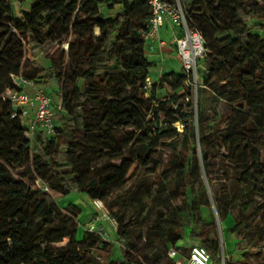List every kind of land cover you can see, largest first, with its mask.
Here are the masks:
<instances>
[{"label": "trees", "instance_id": "trees-1", "mask_svg": "<svg viewBox=\"0 0 264 264\" xmlns=\"http://www.w3.org/2000/svg\"><path fill=\"white\" fill-rule=\"evenodd\" d=\"M254 1L264 5V0ZM178 2L188 27L201 34L206 50L197 63L196 88L181 68L146 85L154 66L140 34L150 16L146 0H37L34 10L50 6L33 17L15 16L9 0H0V264H143L125 251L131 234L120 225L115 232L121 244L116 262L99 263L91 249L107 245L102 238L109 235L85 231L77 240L79 221L63 215L50 190L57 196L78 192L103 201L123 167L144 168L162 139L167 142V154L155 187V209L147 211L143 202L144 181L138 183L133 197L137 215L154 214L144 237L168 243L169 252L181 239L185 223L189 238L199 242L194 246L207 253L208 264H222L217 244L204 240V230L214 217L231 215L229 232L234 243L224 253L223 264H252L249 257L264 261V128L254 114L264 109V24L245 23L256 10L244 0ZM48 8L58 10L56 15H48ZM222 15L227 21H220ZM53 27L68 40L66 69L76 86L72 96L61 95L56 104L45 93L56 113L55 135L28 137L17 109L3 94L20 89L13 78L20 75L23 60L42 74L49 87L63 88L62 69L36 63ZM226 74L239 90L229 98L220 93L217 98L224 108L211 115L201 96L213 82H223ZM163 83L171 92L164 90L156 98ZM145 86L149 98H145ZM183 90L187 93L180 94ZM150 105L156 109L151 111L153 121L147 122L143 110ZM175 123L182 124V132L174 128ZM78 142L90 155L101 151L102 145L110 147L111 163L104 175L88 181L82 178L83 166L75 155ZM49 147L55 148L56 160L49 156ZM29 155L49 192L27 186L12 174ZM173 200L180 203L175 205ZM201 206L207 208L206 215ZM66 210L73 216V205ZM108 216L119 223L113 213ZM64 240L66 244L59 246ZM177 258L169 257L168 264H177Z\"/></svg>", "mask_w": 264, "mask_h": 264}, {"label": "rangeland", "instance_id": "rangeland-1", "mask_svg": "<svg viewBox=\"0 0 264 264\" xmlns=\"http://www.w3.org/2000/svg\"><path fill=\"white\" fill-rule=\"evenodd\" d=\"M14 2V11H16V3ZM37 0H21L19 1L22 4L20 9H22L21 13H25L28 16H35L37 13H42L44 7H49L50 3L40 5L33 9V5ZM245 5L250 6L256 12H254L252 18L245 23L250 26H256L264 24V5L259 4V2H255L254 0H244ZM254 3H258V6H255ZM49 9V8H48ZM117 8L114 7L113 10ZM48 15H56L55 13L58 11H53L51 9L48 10ZM114 12H111L110 15L114 16ZM21 15V14H20ZM235 18H233L234 20ZM220 21H227V17L222 15L220 17ZM53 35L50 40H47L41 49L40 53L36 56V63L41 65L42 67H54L55 70H63V88L56 89L49 87L45 78H43L42 74H38L35 72L29 63L23 60L21 67V73L19 76L13 78L15 84L20 89H24L26 91L32 90L33 87H37L41 89L47 95L49 94L52 101L56 104L59 102V98L61 95L72 96L73 90L76 84H73L69 81L68 70L67 67V43L68 40L65 39L61 34H59V30L56 27L52 28ZM256 35H261L260 31H253ZM94 36L98 35V31L94 30ZM147 59L153 63V70L151 71V77L146 81V85H152L153 82L157 81L158 70L161 68V61L158 59L157 61L152 60L148 55ZM168 65L167 70L161 72V76L169 73V72H180V64L178 59L175 58L174 52L170 54L166 58ZM172 67V68H171ZM154 77V78H152ZM79 85V84H78ZM147 93L145 98H149V90L147 86H145ZM164 90L171 92L169 85L167 83H163V88L159 87L156 90L155 97L159 98L163 96ZM239 88L236 85L234 79L226 74L223 82H213L211 84V88H206L205 92L202 94V103L204 104L207 111L213 115L215 112L224 108V102L218 100V95L223 93L226 97H230L234 91H238ZM187 93L185 90L181 91L180 94ZM191 95L194 100L195 91L191 90ZM58 96V97H57ZM152 105H150L147 109L143 110V113L146 116V121H153V117L151 114ZM88 107H91L88 105ZM255 119L261 124L262 128H264V109L257 111L254 113ZM189 125L191 123H188ZM174 128L182 132V124L175 123ZM147 132L149 133V127L146 126ZM163 138V137H162ZM77 143L75 149V155L80 157V164L83 166V172L81 174L82 178L85 181H88L93 178H97L99 176L104 175L111 163V154L109 146L102 145L100 148L101 151L97 153H85V148ZM106 147V148H105ZM217 149V145L215 146ZM48 154L53 159L56 160L57 156L55 153L54 147L48 148ZM167 154V142L161 140L158 145V149L152 161L148 163L144 168L137 164L133 165H125L123 167V172L121 177L114 181L108 188L107 197L103 201L98 200H90L84 194L78 192H71L65 196H57L52 190H50L51 195L53 196L54 202L58 205L59 209L62 210L63 215L69 214L74 221H79V229L76 235L77 240H81L83 235L82 233L85 231H91L95 234H99L101 231H105L109 237L103 236V240L107 241V245L103 246H94L91 249V255L96 257L99 263H104L106 261L116 262V254L118 248L121 244L116 242V230L119 228V225L126 229L131 234L130 241L124 245L125 251L133 255L134 257L140 258L143 264H168V243H162L156 237L148 239L144 237L145 230L151 225V221L153 220L154 214L152 215H137L138 209L135 206L133 201V197L139 191L138 183L144 181L147 186V193L144 194L143 202L146 205L147 211L154 208L153 199L155 198V187L157 186L158 174L161 168V164L165 159ZM262 159H264V151L261 152ZM90 157V160H85L84 157ZM90 161V162H89ZM14 177H16L20 182L24 183L27 186H33L34 180L40 179L35 173L34 161L32 156L29 155L27 160L17 168L11 170ZM41 180V179H40ZM43 181V180H42ZM47 183L46 181H44ZM49 186V184L47 183ZM171 184L168 183L167 187H170ZM198 197V196H197ZM173 204L177 205L180 203L178 200H173ZM71 204L74 206V214L72 216L70 210H66L67 206ZM211 205L209 206V208ZM212 208V207H211ZM200 211L202 215H206L207 208L205 206L200 207ZM109 213H113L116 215L119 223L117 224L115 221L111 220L108 216ZM232 216L228 215L225 217H214L213 222L204 230V240L208 241V243H216L218 256L222 259L224 253H228L234 243V239L229 232L230 227L232 226ZM142 228V229H141ZM141 229V230H140ZM188 226L187 224H183V231L181 233V239L177 242L174 249L180 253L182 257H187L188 251L191 246L199 244L198 241L191 240L188 235ZM142 231V232H140ZM66 240L62 243L58 244L59 246L65 245ZM98 249V250H97ZM102 249V250H101ZM106 255L108 257H106ZM181 257L177 258L180 259ZM181 260V259H180ZM248 260L252 264H264V261L255 260L254 258L249 257Z\"/></svg>", "mask_w": 264, "mask_h": 264}, {"label": "built area", "instance_id": "built-area-1", "mask_svg": "<svg viewBox=\"0 0 264 264\" xmlns=\"http://www.w3.org/2000/svg\"><path fill=\"white\" fill-rule=\"evenodd\" d=\"M146 2L150 12L148 27L140 34L145 43L147 54L154 50L155 42L163 45V42L158 40V33L165 23L173 28H178L181 34H178L175 41L176 57L182 72L187 77H191L192 86L196 88L197 63L206 53L201 34L188 27L186 16L178 0H146ZM3 98L7 99L17 109L18 117L26 127L28 137H32L34 134H40L44 137L55 135L54 119L56 113L51 109L50 98L41 89L33 87L30 91L24 89L6 90ZM57 110L59 111L60 107ZM34 187L49 192V188L39 179L34 181ZM168 256L171 259L181 257L175 249H170ZM176 263L208 264L209 258L200 247L192 246L187 257H181V260H177Z\"/></svg>", "mask_w": 264, "mask_h": 264}, {"label": "crops", "instance_id": "crops-1", "mask_svg": "<svg viewBox=\"0 0 264 264\" xmlns=\"http://www.w3.org/2000/svg\"><path fill=\"white\" fill-rule=\"evenodd\" d=\"M21 0H15L16 3V11L14 12V15L19 17L22 9L19 7L22 6V4L19 3ZM12 10L14 11V2L12 0H9ZM178 29L171 27L168 24H164L158 33V40L163 42V45H159L157 42L154 44V50H152L149 54H147L152 60L157 61L158 59L161 61V68L158 70V75L161 74L162 71L167 70L168 63L166 58L174 52L175 58L176 57V48H175V41L178 37ZM172 68V67H171ZM154 78V77H152ZM181 259V258H180Z\"/></svg>", "mask_w": 264, "mask_h": 264}]
</instances>
